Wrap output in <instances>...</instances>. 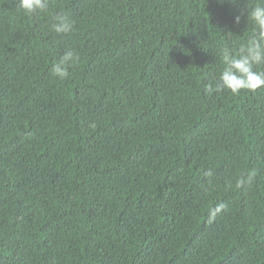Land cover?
Segmentation results:
<instances>
[{"label": "trees", "instance_id": "16d2710c", "mask_svg": "<svg viewBox=\"0 0 264 264\" xmlns=\"http://www.w3.org/2000/svg\"><path fill=\"white\" fill-rule=\"evenodd\" d=\"M256 2L0 0V264H264V88L215 90Z\"/></svg>", "mask_w": 264, "mask_h": 264}, {"label": "clouds", "instance_id": "9594fccd", "mask_svg": "<svg viewBox=\"0 0 264 264\" xmlns=\"http://www.w3.org/2000/svg\"><path fill=\"white\" fill-rule=\"evenodd\" d=\"M19 8L26 13L46 11L48 0H18ZM241 16L234 18V23L239 25ZM251 23L253 34L247 41L240 45L237 54L228 48L220 49V55L224 64L218 82L215 85L216 91L228 90L233 95H238L242 90L256 91L264 88V70H256L257 66H264V0H257L250 8H247V23ZM74 22L67 15L56 17V23L52 29L57 34H69L73 31ZM78 55L72 51H66L52 67V74L57 79L63 80L68 76L67 68L78 61ZM211 90V87L209 88ZM204 176L211 178L212 170H206ZM251 177L247 178L250 182ZM245 178L237 181V186L245 184ZM227 209L225 203H218L208 211V222H213L217 215Z\"/></svg>", "mask_w": 264, "mask_h": 264}]
</instances>
